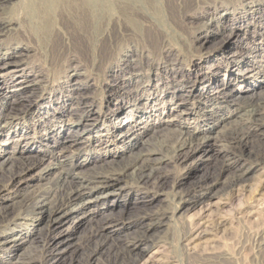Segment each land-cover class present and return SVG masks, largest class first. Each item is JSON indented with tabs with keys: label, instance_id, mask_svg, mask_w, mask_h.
Segmentation results:
<instances>
[{
	"label": "bare ground",
	"instance_id": "1",
	"mask_svg": "<svg viewBox=\"0 0 264 264\" xmlns=\"http://www.w3.org/2000/svg\"><path fill=\"white\" fill-rule=\"evenodd\" d=\"M1 7L4 8L5 13L2 12L3 15H0V48L6 49V52L0 53V93L4 91L0 94V107L3 108V113H0V138L2 139V132L5 131L6 135L5 139H0V173L4 164L15 160L13 150L6 149L10 142L20 146L25 141V149L17 150L23 158L21 171L12 172L8 180L0 181V202H3L4 194L10 187L32 180L37 167L43 166L46 169V164L56 160V157L58 158L65 150L78 154L81 148L88 150L95 145L98 150H103L101 155H106L107 159L96 170L79 171L75 176L76 181L72 182L65 178L71 172V163L69 162V167L58 164L55 168L59 171L51 173L53 177L48 187L29 192L28 197L23 199L22 203L19 202L21 204L16 208H10L8 205L5 207L0 203V264H44V258L54 251L55 244L60 247L65 245L72 232L85 221L84 219L92 220L98 213V210L88 209L89 204L106 203L109 196L120 191L139 192L144 197H149L148 200H152L160 194L163 184L169 179L168 171H162V165L182 163L199 151L201 154L191 163L203 160L204 154L214 144V142L210 143L212 139L231 145L230 147L226 143L222 145L227 156L222 164L223 172L235 167L239 160H244L243 148L249 138L258 136L264 139V95H250L248 99L241 96L238 100L227 98L215 102L216 108L224 109L226 106L236 105L235 113L244 111L240 112L239 119L236 118L238 121L231 119L234 115L221 118L223 127L235 120L237 122L235 127L230 124L234 128L224 135L220 134L221 130L213 136L209 127L184 128L177 123L175 115L166 116L173 110L183 114L182 119L185 120L188 115L194 114L186 111V104L191 102L192 105L198 106L200 96L205 94L211 96L210 93H214L213 91L218 93L222 86L232 85L236 79L239 84L249 78L255 79L251 83L253 90L264 86L261 80H258L264 77V2L262 0H0ZM228 8L230 13L226 12ZM211 14L218 16L206 26L207 24L201 21ZM224 16L231 17L228 33L224 32L225 28H222L220 23ZM25 24H30V28ZM251 25L253 34L248 36L247 28ZM240 26L243 27L244 40L239 38L230 40L233 31ZM208 27L221 29L220 39L211 47L202 48V45L197 47L195 43L201 37L197 36V33L204 32L205 34L202 35L204 40L212 35L213 30ZM69 33L75 36L74 46L77 50L90 52L95 60L99 59L100 62L102 59H107L114 44L135 43L140 49L135 52L137 59L130 66L132 70L134 67L152 64L154 60L174 51L175 60L171 61L172 65L184 59L187 66L191 65V68H185L187 70L185 76L193 77L196 81L191 85L194 86L193 94H186L185 98L188 99L173 104L171 97L178 89L172 91L165 89L167 85L161 80V73L158 70L155 84L148 73H142L138 75L139 83L134 85L130 82L131 77L128 76L133 74L130 67L120 68V72L115 70V82L128 83L133 87L127 94H118L113 106L106 104L104 108L100 105L95 109L91 107V101L94 100L92 94H95L98 88L105 92L102 81L94 78L91 83L87 78L83 83L77 80L71 84L66 82L68 85L66 89L59 83L52 86L50 92L44 94L39 90L43 79L47 78V71L38 62L28 61V58L35 53L34 46L30 42L31 36L43 43L47 50L52 49L57 56L56 52L60 49L57 50V44L61 41H70ZM173 40L175 43L172 42ZM241 42H244L245 46H240ZM186 53L190 54L186 55ZM193 56L199 58L198 62ZM258 61L262 64L259 65ZM220 71L224 72V77L222 80H217ZM159 82L161 84L158 86ZM212 84H215V88L211 92ZM107 86L108 102L117 92L113 85L107 83ZM75 88L78 100L71 106L70 112H65L63 108L69 93ZM35 90L39 92L35 93ZM22 91L25 94L19 96ZM191 91L192 89H189V92ZM57 92L60 97L57 96ZM34 98H39V110L32 121L28 122L26 117L23 118L24 110ZM124 104H127L129 109L122 117L118 112ZM80 117L89 118L86 122L88 127L81 132L73 133L70 137H64L70 132L65 130V126L77 124ZM205 119H211L215 125L219 123L212 110L207 113ZM18 124L23 127H33L35 130L33 135L30 136L26 130L21 134L20 129H16ZM150 127L151 131H148ZM171 132L175 133L173 139L169 138ZM14 133L15 139L9 141ZM147 134L150 135L145 138ZM158 134H161L160 137L151 139L150 136ZM82 135L86 136L85 140H82ZM38 138L47 140L42 143L47 148H42L41 144H38ZM50 141L55 145L50 146ZM127 142L130 143L127 149L136 144L142 147L134 155L131 154L128 160L117 162L115 156ZM262 150L264 156V148ZM71 157L72 155L69 156ZM247 157L246 160L251 159ZM259 160L248 162L249 166L242 171L241 176L264 164V158ZM87 161H94L92 155L87 157ZM182 173L184 171L180 170L174 175L173 185L181 181ZM234 174L238 177L237 172ZM216 183L217 180L193 185L191 189L186 190L187 192L181 193L180 202L187 206V209L200 206L198 208L200 212L210 203L204 205V199L194 195L195 190L200 187L206 194ZM94 188L98 189L93 190ZM84 195H88L85 200ZM82 199L83 201H80ZM71 207L73 208L70 210ZM166 210L161 209L156 213L141 216V219L157 215L159 220L152 225L164 227L168 215ZM175 210L172 211V215ZM34 212L33 217L29 219V213ZM27 220L31 222V226L35 224L31 231L22 227V221ZM94 229L92 234H99L102 225ZM145 241L146 239L142 237L135 238L128 241V245L138 248ZM63 250L65 248L59 250V254ZM155 253L156 251L153 252ZM141 258L140 255L134 257L128 264H150L153 259L152 255L142 259L143 261H140Z\"/></svg>",
	"mask_w": 264,
	"mask_h": 264
},
{
	"label": "rangeland",
	"instance_id": "2",
	"mask_svg": "<svg viewBox=\"0 0 264 264\" xmlns=\"http://www.w3.org/2000/svg\"><path fill=\"white\" fill-rule=\"evenodd\" d=\"M262 2H264V0H262ZM226 6L229 7V5ZM2 7L0 8V15H3L2 12L4 8ZM228 9L229 10H226V12L230 13V8ZM217 16L218 15L211 14L201 22L206 23V26H209L211 21L216 19ZM228 16H224V18L220 20L222 28H225V33L229 32H227V29L231 23V17ZM25 25L30 28V24ZM208 29L213 30L212 35L208 38L209 40H204V38H202V35L205 34L204 32L197 33V36H201L195 43L197 47L201 45L202 48L205 46L211 47L220 39L221 29L215 27H208ZM247 29L249 30L248 36L252 35V25ZM70 36V41H61L59 42L61 44H57V50L60 48L58 52H56L58 57L54 54L52 49H48V51L43 43L36 41L33 35L31 36V39L29 38L32 46H34L35 53L28 58V61L34 60L38 62L47 71V78L45 77L43 79L44 81L39 91L47 94V92H50L52 86H56V84L59 83L66 89L68 88L66 82L71 84V82L73 83L77 80L79 83H83L85 78H87L91 83L96 79L97 81H102V88L105 92L98 88L95 94H92L94 100L91 101V107L95 109L99 105L101 108H104L107 105L113 106L118 94H127L130 92L128 90L133 87L128 83L115 82V70L120 72V68H129L131 64H133V61H136L137 57L135 56V52H138L140 47L133 42L118 43V45L116 43L110 50L113 52L111 53L109 51L107 59H102L100 62L98 61L99 59L95 60L90 52L86 53V50H77L74 46V44L76 45L75 36L73 34H70ZM60 38H62V36ZM235 38L244 40L243 27L240 26L233 31L230 40ZM172 42L175 43L174 40ZM240 44L242 47L245 46L244 42H241ZM4 52H6V49L0 48V53ZM13 53L19 55L17 52ZM189 54L186 53V55ZM48 55L52 56V58ZM193 57L196 59L195 61L198 62L199 58L196 56ZM15 58L16 57L14 56L13 59ZM174 60L175 52L172 51L162 56V58L156 61L154 60L152 64L141 65L136 68L134 67L133 70L132 67H130L133 73L132 75L128 74V76L131 77L130 82L137 85L140 79L138 75L148 73L150 78L154 79L153 83L155 84L156 71L158 70L161 73V80H164L165 85H167L165 89L168 88V91L178 89L175 95L171 97V103H180L184 99H188L187 97L185 98L186 94H193L194 86L191 87V85H194L196 81L193 77L185 76L187 73L185 68H191L190 64L188 66L186 65L185 59L180 61V63L178 62L172 65L171 61L174 62ZM258 64L261 65L262 62L258 61ZM223 74V71L218 72L217 80H222L224 77ZM259 79L261 80V84L264 85V77H260L258 80ZM254 80L255 79L253 78H249L245 82L239 84L236 79L232 82V85L222 86L219 89H222V91L218 90V93L213 91L215 84H212L210 90L214 93H210L211 96L208 94L200 96V98H198L200 99V104L198 106L192 105L191 102L185 105L186 111L193 112V115H188L185 120H183V114L180 112H173L172 110L166 116L169 117L171 114L175 115L177 123L181 124L184 128L194 129L197 126L209 127L213 136H215L217 132L220 133L221 130L222 132L220 134L224 135L236 126V120L240 118L239 114H241V111L243 110L235 113L234 109L236 108V105H229L224 109L216 108L215 102L224 101L227 98L230 100H238L241 96L248 99L250 95H264V86L253 90L251 83H253ZM15 83L16 82H14V85ZM107 83L108 85H113L117 92L108 102ZM160 84L161 82L158 83V86ZM189 89H192V91L189 92ZM39 91L35 90L34 92L36 93ZM3 92L1 91V93ZM24 94L25 92L22 91L18 95L22 96ZM168 94L171 93L168 92ZM223 94H225L224 97H221ZM18 95L17 97H19ZM57 96L60 97L61 95L57 92ZM169 97L170 96L167 98L169 99ZM76 100H78V93L75 88L69 93L63 110L65 112H70L71 106L74 105ZM38 102L39 98H34L25 108L23 118L26 117L25 119L28 122L32 121V118L38 113ZM128 109L129 106L124 104L118 112V115L123 117L127 114ZM210 110H212L217 119H219V123L216 125L215 122H211V119H205ZM1 112L3 113L2 107H0V113ZM231 115H234L231 119L237 118L230 123L234 125V127L230 124H226L223 127V122H220L222 120L221 118L223 116L229 118ZM88 119V117H80V121L77 124L65 126V130H70V132L66 133L64 137H70L73 133L81 132L82 129L88 127L86 126ZM16 129H20L21 134L26 130L30 136H32L35 131L33 130V127H23L21 124H18ZM37 130L38 129H36V131ZM148 131H151V127ZM150 134H147L145 138ZM174 134L175 133L171 132L169 138L173 139L175 137ZM5 135L6 132H2V139H0H5ZM160 135L161 134L150 137L151 139H155L156 137H160ZM84 137L86 138V136L82 135V140H85ZM258 138V136L249 138L247 144L243 148L244 160H246L247 156V159H251L246 161L241 159L235 164V167L227 171H222V164L227 157L226 151L222 145L225 143L228 145V143L214 141V139H212L210 140V143L214 142V144L210 147V150L208 149V152L204 154L203 160L191 163L194 158L201 154V151H199L194 153V155L190 157L191 159L189 158L182 163L162 165V171H168L169 179L163 184L161 189L162 193L159 191L160 194L155 196L152 200H148L149 197H144V195L139 192L120 191L118 194L109 196L106 203L98 202L96 205L93 203V205L89 204V207L87 208L98 210V213L92 218V220L87 218L84 219L85 221H83L72 232L65 245L60 247V245L55 244L53 247L57 250L54 249L51 254L44 258V264H128L134 257H138L139 255L142 257L140 261H143L149 255H152L153 259L150 264H264V164L261 166L259 165L261 168L257 167L256 170H254L255 172L248 171L241 176L242 171L249 166L248 162L259 159V161H261V159L264 158L261 153L264 148V139L259 138L260 140H258ZM13 139H15V133L12 134L9 141H13ZM37 140L42 148H47L42 144L47 141L45 138H38ZM89 141L91 143L92 139L90 138ZM134 142L135 141H133V143ZM129 144L130 143L127 142V144H124L120 150L118 149L119 151L115 156L117 162L122 163L128 160L132 155L139 151V148L142 147V145L137 146L136 144L132 148L127 149ZM24 145L25 141H23L20 146L18 144L14 145L11 142L7 145L6 149L8 151L13 150L15 160L12 163L8 161L2 166V171L0 173L1 182L8 180V177L12 172L21 171L23 166L21 159L23 158L17 150L18 148L23 149L25 147ZM49 145H55V143L50 141ZM228 146L230 147L231 145L229 144ZM50 149L52 150V147H50ZM24 151L27 152L26 150ZM102 152L103 150H98L95 145L88 150L81 148L78 154H72L70 150L63 151L59 154L58 158L56 157V160L46 164V169L48 170L43 166L37 167L34 170L35 173L32 180L30 179L27 182L24 181L21 185L15 184L16 186L14 185V188L10 187L8 192L4 194L5 198L2 203L0 202L1 205L5 207L8 205L10 208H16V206L18 207L24 201L23 199H26L34 189H44L48 187L51 184L50 181L53 177V174L51 173L53 171H59L58 168H55L58 167V164L63 165V167H69L70 162L71 172L67 174V177L65 178L69 182L76 181L75 176L79 171L91 172L103 164L107 157H105L106 155H101ZM71 155L72 157L69 158ZM90 155H92L94 161L88 162L87 157ZM180 170L184 171V173H182L181 181L178 184L173 185L172 178ZM236 172L238 173V177L234 174ZM238 178L243 179L240 182V179ZM215 180H217V183L206 194H204V191H202L200 187L194 192V195L204 199V205L210 203L208 207H204L198 212L200 206L187 209V206H184L180 202V195L191 189L193 185H198L203 181L213 182ZM242 184L244 185L242 186ZM95 189L98 188H94L93 190ZM87 196L88 195H84L83 199L85 200ZM83 199L80 201H83ZM172 207L174 210L177 207L173 215L172 211L174 210ZM72 208L73 207H71L70 210ZM161 209H167L166 211L168 212L164 227L152 225L153 223L158 222L156 221L159 220L157 215H153L152 218L146 216L145 219H141V216L156 213V211L158 212ZM29 214V219H31L35 212ZM30 224L31 222L29 220L22 221V227H24V229L27 228L28 231H31L35 226V224L32 226ZM101 225L102 231H100L99 234L95 233V235H93L92 231L95 230L94 228ZM140 237L145 238L146 241L139 245L138 248H133L130 244L128 245V241ZM64 248L65 250L59 254V250ZM93 251L95 252L93 253ZM154 251H156L155 254H153Z\"/></svg>",
	"mask_w": 264,
	"mask_h": 264
}]
</instances>
